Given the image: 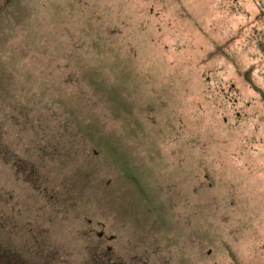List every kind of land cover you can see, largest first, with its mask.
Returning a JSON list of instances; mask_svg holds the SVG:
<instances>
[{"label": "rangeland", "instance_id": "obj_1", "mask_svg": "<svg viewBox=\"0 0 264 264\" xmlns=\"http://www.w3.org/2000/svg\"><path fill=\"white\" fill-rule=\"evenodd\" d=\"M260 7L0 0V264H264Z\"/></svg>", "mask_w": 264, "mask_h": 264}, {"label": "flooded vegetation", "instance_id": "obj_2", "mask_svg": "<svg viewBox=\"0 0 264 264\" xmlns=\"http://www.w3.org/2000/svg\"><path fill=\"white\" fill-rule=\"evenodd\" d=\"M257 4L260 6V5L264 4V2H263V0H257ZM260 10H261V12H259V14L264 17V13H263L262 7H260ZM248 14H249V12H248ZM244 30L246 32L242 31V33L243 34L245 33V39L246 40L252 39L253 41L256 42L257 47H259V48H261L262 46L264 47V24L260 25V27L253 25V27L251 29H250V27L249 28L244 27ZM101 235H102V232L98 233V236H101ZM112 238L113 237L111 236L110 239H112ZM109 249L110 248L108 247V250Z\"/></svg>", "mask_w": 264, "mask_h": 264}]
</instances>
